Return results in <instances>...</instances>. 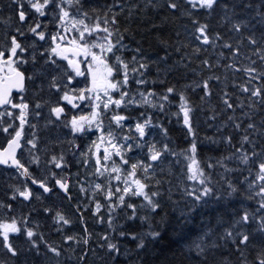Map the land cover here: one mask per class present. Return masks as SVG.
I'll return each instance as SVG.
<instances>
[{
    "label": "snow or ice",
    "instance_id": "6c2138e0",
    "mask_svg": "<svg viewBox=\"0 0 264 264\" xmlns=\"http://www.w3.org/2000/svg\"><path fill=\"white\" fill-rule=\"evenodd\" d=\"M4 9L0 166L14 175L0 199V264H85L97 249L105 264L122 255L128 264L117 237L146 251L181 202V228L201 217L181 249L188 264H264V0H0ZM217 12L227 37L212 28ZM178 20L183 31L164 39ZM180 68L196 79L170 82ZM201 115L212 136H200ZM173 118L184 147L165 123ZM56 198L72 206L80 231ZM212 212L215 227L216 217L204 219ZM121 213L147 230L125 229ZM89 215L109 229L95 248Z\"/></svg>",
    "mask_w": 264,
    "mask_h": 264
},
{
    "label": "trees",
    "instance_id": "16d2710c",
    "mask_svg": "<svg viewBox=\"0 0 264 264\" xmlns=\"http://www.w3.org/2000/svg\"><path fill=\"white\" fill-rule=\"evenodd\" d=\"M98 2L102 4L104 3V0H98ZM220 15L221 13L219 12L214 14L213 17L210 19V23L214 30L221 31L225 35V37H227L228 35H230V33L227 31L226 25L224 26L220 25L219 22ZM183 23H186V21L178 20L173 24L167 25V27L164 29L162 33L163 38L175 40L176 37L174 35V32L175 30L183 31V29L181 28V25ZM141 30H143V25H141ZM139 38L140 37L138 35L137 39ZM144 47H145V51L149 54H154L158 50V45L151 37H149V39L145 42ZM178 56L179 54L173 53L172 55L173 60L178 59ZM197 63L198 61L194 60L193 63L190 65V67L195 68ZM186 71L187 70L180 68L178 72L173 73L168 77L169 81L173 83L179 82L182 85L184 83H187L189 80L196 79V77H194L190 72H188L187 77L185 78ZM152 72L154 74L155 69H152ZM220 72H222V70H219L217 74H220ZM221 87L222 85L215 84L213 87L214 93H218ZM229 91L230 92L232 91L230 86H229ZM200 94L201 93L199 92V90H197L195 93H190L192 100L198 105L201 104V101L199 100ZM211 101L213 102L214 105H217V108H219L218 95H213ZM207 106H208L207 104L204 105L205 108H207ZM224 118L225 116L222 115L221 117H219L218 121ZM176 125L177 124L175 123H171L167 126L170 129V134L174 142L180 147H184L185 146L184 133L182 131L181 125H179V127H177ZM199 132L201 137H204L205 135L212 136L215 132V129L208 128L203 120L202 124L200 125ZM219 148L221 151L227 150L226 146L224 145H219ZM203 151L205 154H219V153H210L207 147H205ZM11 175H14L12 171L8 170L7 172H5L4 169L0 170V189H1L0 191H3L2 197H5L4 194L5 185L8 182V179L10 178ZM179 206L180 205H178L175 208V211L173 210L172 206H169L166 209V211L170 214L168 216V220L170 222L166 227H161L160 229L163 238L156 241L154 244L150 245L146 251L137 252L135 248V242L127 237H123L122 239L119 240V242H122L120 244L121 248L125 246V248L130 250L131 258L128 260V264H140L141 261H143V264H188V261L187 259H185V256L181 254V249H183V252L185 254L188 252L187 246L189 240H194L196 238V234L200 229L201 217L197 216L195 221L190 222L188 224L187 228H181V226L177 223V218L180 215ZM235 206L238 207L239 205H235ZM213 207H215V205H213ZM231 210H232L231 208H228L227 211L231 212ZM161 215H163V213H161ZM210 217H216L212 221V226L215 227L220 222L219 214L216 212L206 213L204 219L207 220ZM223 219L227 220L228 216L225 215ZM156 220L158 221L159 217H157ZM123 224L125 225V229H127L130 226L133 230L137 232L146 231L148 228V223L141 222L139 219H137L134 223L124 219ZM182 236H184L185 239H182L181 238ZM257 239H259V237ZM123 249L124 248H122V251ZM233 259H235V257H233ZM125 260L126 257L122 255L120 257V260L118 261V264H124Z\"/></svg>",
    "mask_w": 264,
    "mask_h": 264
},
{
    "label": "rangeland",
    "instance_id": "374dc122",
    "mask_svg": "<svg viewBox=\"0 0 264 264\" xmlns=\"http://www.w3.org/2000/svg\"><path fill=\"white\" fill-rule=\"evenodd\" d=\"M215 84H216V83H215V82H213V85H212V86L214 87V85H215ZM210 103H211V104H213V102H212V101H210ZM218 110H219V108H218ZM201 122H203V118L200 116V123H201ZM173 198H174V199H176V197H175V196H174ZM182 205H183V203H181V204H180V206H179V209L181 208V206H182ZM179 211H180V210H179ZM43 224H44V227H47V226H46V221H43ZM122 248H125V246H124V247H122ZM90 261H92V259H91ZM90 264H99V262H96V260L94 259V261H93V262H91ZM100 264H103V260L101 261V263H100Z\"/></svg>",
    "mask_w": 264,
    "mask_h": 264
},
{
    "label": "flooded vegetation",
    "instance_id": "af4514ba",
    "mask_svg": "<svg viewBox=\"0 0 264 264\" xmlns=\"http://www.w3.org/2000/svg\"><path fill=\"white\" fill-rule=\"evenodd\" d=\"M3 3L7 4L8 0H3ZM7 14H8L7 9H4L2 12H0V16H6ZM53 99H55V97H53ZM72 171L75 172V168H73ZM74 189H75V187H74Z\"/></svg>",
    "mask_w": 264,
    "mask_h": 264
},
{
    "label": "bare ground",
    "instance_id": "6f19581e",
    "mask_svg": "<svg viewBox=\"0 0 264 264\" xmlns=\"http://www.w3.org/2000/svg\"><path fill=\"white\" fill-rule=\"evenodd\" d=\"M176 126L179 127V124H177ZM45 228H47V227H45Z\"/></svg>",
    "mask_w": 264,
    "mask_h": 264
}]
</instances>
